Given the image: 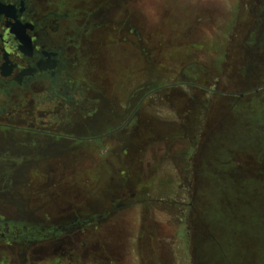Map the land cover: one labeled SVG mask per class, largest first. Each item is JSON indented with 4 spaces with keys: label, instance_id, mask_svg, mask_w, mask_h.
I'll return each mask as SVG.
<instances>
[{
    "label": "rangeland",
    "instance_id": "374dc122",
    "mask_svg": "<svg viewBox=\"0 0 264 264\" xmlns=\"http://www.w3.org/2000/svg\"><path fill=\"white\" fill-rule=\"evenodd\" d=\"M116 9L111 125L166 87L106 141L104 157L64 141L57 160L0 151V220L20 207L31 222H79L20 256L0 243V264H264V0Z\"/></svg>",
    "mask_w": 264,
    "mask_h": 264
},
{
    "label": "flooded vegetation",
    "instance_id": "af4514ba",
    "mask_svg": "<svg viewBox=\"0 0 264 264\" xmlns=\"http://www.w3.org/2000/svg\"><path fill=\"white\" fill-rule=\"evenodd\" d=\"M128 1L132 0H0V151L4 156H21L28 162L57 160L64 141L72 143L71 151L81 143L90 148L88 156L104 157L106 141L128 125L148 94L166 87L141 95L124 121L111 125L106 66L111 6L118 14L125 13ZM138 36L135 49H140L142 36ZM16 209L20 210L16 219L0 220V243L12 245L19 256L72 232L79 223L44 225L21 218L20 207Z\"/></svg>",
    "mask_w": 264,
    "mask_h": 264
},
{
    "label": "trees",
    "instance_id": "16d2710c",
    "mask_svg": "<svg viewBox=\"0 0 264 264\" xmlns=\"http://www.w3.org/2000/svg\"><path fill=\"white\" fill-rule=\"evenodd\" d=\"M199 123H201V121ZM197 132H199V131H196L195 134H194V136L196 135ZM195 138H196V136L193 139H195ZM193 139H191L192 140V141H190L191 142V145L188 147L189 148L188 155L190 154V151L192 150V148L194 146V140Z\"/></svg>",
    "mask_w": 264,
    "mask_h": 264
},
{
    "label": "water",
    "instance_id": "95a60500",
    "mask_svg": "<svg viewBox=\"0 0 264 264\" xmlns=\"http://www.w3.org/2000/svg\"><path fill=\"white\" fill-rule=\"evenodd\" d=\"M263 88H264V86H263ZM257 89H255V91H256Z\"/></svg>",
    "mask_w": 264,
    "mask_h": 264
}]
</instances>
